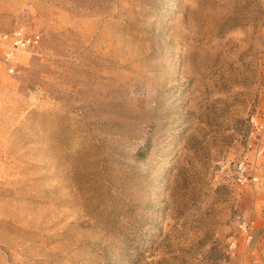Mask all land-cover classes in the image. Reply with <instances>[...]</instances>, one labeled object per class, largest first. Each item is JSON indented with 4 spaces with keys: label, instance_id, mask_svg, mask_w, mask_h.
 <instances>
[{
    "label": "rangeland",
    "instance_id": "374dc122",
    "mask_svg": "<svg viewBox=\"0 0 264 264\" xmlns=\"http://www.w3.org/2000/svg\"><path fill=\"white\" fill-rule=\"evenodd\" d=\"M0 264H264V0H0Z\"/></svg>",
    "mask_w": 264,
    "mask_h": 264
},
{
    "label": "built area",
    "instance_id": "2783aa9c",
    "mask_svg": "<svg viewBox=\"0 0 264 264\" xmlns=\"http://www.w3.org/2000/svg\"><path fill=\"white\" fill-rule=\"evenodd\" d=\"M39 40L38 34H2L0 46L4 48L6 60H11L19 52L36 53Z\"/></svg>",
    "mask_w": 264,
    "mask_h": 264
}]
</instances>
